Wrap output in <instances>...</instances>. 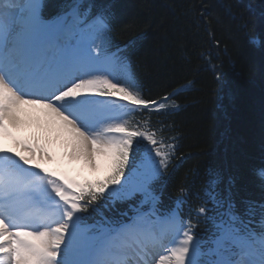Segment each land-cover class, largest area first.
<instances>
[{
    "label": "snow or ice",
    "instance_id": "6c2138e0",
    "mask_svg": "<svg viewBox=\"0 0 264 264\" xmlns=\"http://www.w3.org/2000/svg\"><path fill=\"white\" fill-rule=\"evenodd\" d=\"M11 7L14 10H0V50L5 53L10 47L24 49L48 26L64 35L72 29L88 30L95 42L90 54L70 64L34 68L21 62L0 69V264H149L145 257L165 226L174 227L176 236L157 264H264V232L257 235L246 225L242 230L224 223L213 246L202 252L191 221L185 224L177 215L151 219L159 203L152 184L168 166L167 146L158 142L155 132L128 121L111 123L109 113L124 108L112 98L140 112H160L166 104L143 98L135 90L127 59L110 57L101 46L111 30L107 10L88 22L75 9L45 19L43 0ZM117 63L128 73L127 83L112 76L111 67ZM134 150H143L144 168L135 184L125 179ZM101 172L102 177L97 175ZM106 192L108 198L120 200L140 195L141 205H150L149 212L137 208L129 223L105 222L91 231L80 214ZM226 215L230 221L238 219L231 211ZM73 254L87 258L70 260ZM202 255L214 258L202 261Z\"/></svg>",
    "mask_w": 264,
    "mask_h": 264
},
{
    "label": "trees",
    "instance_id": "16d2710c",
    "mask_svg": "<svg viewBox=\"0 0 264 264\" xmlns=\"http://www.w3.org/2000/svg\"><path fill=\"white\" fill-rule=\"evenodd\" d=\"M43 3L45 19L75 9L88 21L107 10L111 30L101 46L127 59L143 98L166 104L160 112L132 108L121 119L155 132L167 146L168 166L152 184L159 196L156 213L191 221L202 252L213 246L224 223L264 232V0ZM79 37L90 52L93 33L79 29ZM111 73L127 83L128 73L118 63ZM142 155L143 150L133 151L125 176L141 166ZM105 194L96 203L100 212L90 206L88 216L100 213L103 222L122 221V212L128 217L131 209L147 205H141V197L116 200ZM226 211L238 219L230 221Z\"/></svg>",
    "mask_w": 264,
    "mask_h": 264
},
{
    "label": "rangeland",
    "instance_id": "374dc122",
    "mask_svg": "<svg viewBox=\"0 0 264 264\" xmlns=\"http://www.w3.org/2000/svg\"><path fill=\"white\" fill-rule=\"evenodd\" d=\"M32 1L33 0H21V1L16 2V3L15 2L14 3H10V2L6 3L5 0H0V10L12 11L14 9L11 7V5H13V4H24L25 6H28V5H30V3ZM53 35H54V39H52ZM68 38H69L68 33H66L65 35L64 34H60L58 36L57 33L53 32V27L48 26V27H44L40 31V35H38L37 37L33 38V40L30 43L29 50H25L23 52L24 49L18 50L16 48H11L10 47V51L15 52L14 53V54H16L15 56L16 57L18 56V58H19V60H21V62L25 61V56L28 57L31 52H36L34 54H37V52H43L42 61L44 60L45 56L48 57V55H50V53L52 52V54H51V64H52L51 68H54L57 65L70 64L75 57L81 55V54H79L81 51H77V49L75 50V48H72L74 50V52H72L71 54H68L67 50H64L66 48V46H67ZM0 53H3V51L0 50ZM34 58L32 57L31 60H34ZM2 59H3V63L5 65L8 64V63H11V61H12V58L8 57L7 54H5L4 58H2ZM39 61H40V59H39ZM10 65H11L10 69L12 67H17L18 66V64H16L15 62L10 64ZM3 70H4V68H3ZM110 122L111 123H115L114 121H110ZM100 126L101 127H106L107 125L106 124H102ZM87 235H89V234L85 233V239L83 241L85 245L87 244V239H86ZM164 235H166V234H164ZM165 242L166 243L164 245H162V246L158 242L153 244L152 250L155 247V249L158 250V252H153V251H151L149 249V254L155 256L154 259L153 258H148L149 264H157L158 259H159V255L167 254V248H170L173 245V242H174V237L172 236V234H169L167 236V241L165 239ZM178 242H179L178 240L175 241V243H178ZM156 254H158V255H156ZM71 256H72L73 260H79V259H86L87 258V256L81 257V256L76 255V254H73ZM136 259H140V257H136Z\"/></svg>",
    "mask_w": 264,
    "mask_h": 264
},
{
    "label": "bare ground",
    "instance_id": "6f19581e",
    "mask_svg": "<svg viewBox=\"0 0 264 264\" xmlns=\"http://www.w3.org/2000/svg\"><path fill=\"white\" fill-rule=\"evenodd\" d=\"M5 1L10 2V3H14V2L16 3V2H19L21 0H5ZM14 53L15 52H13V51H10L9 53H5V52L0 53V62L2 63L3 68H5V69L9 68L10 69V66H11L10 63L6 64L7 66L3 63V59L2 58H4L5 54H7L8 57L12 58L11 63L15 62L16 64H19L21 62V60H19L18 56L16 57L15 56L16 54H14ZM42 54H43V52H37L36 57H35L34 60H31V59L25 57V61H23V62H27V63L31 64L33 67H38L40 65H45L46 64L45 63L46 62V57H45V60L42 61ZM29 56H31V54ZM38 58L40 59V61H39ZM12 68H15V67H12Z\"/></svg>",
    "mask_w": 264,
    "mask_h": 264
}]
</instances>
